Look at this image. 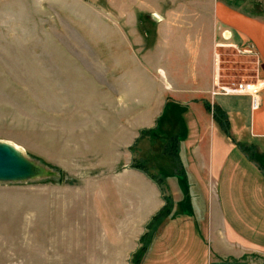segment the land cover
<instances>
[{"label":"rangeland","instance_id":"1","mask_svg":"<svg viewBox=\"0 0 264 264\" xmlns=\"http://www.w3.org/2000/svg\"><path fill=\"white\" fill-rule=\"evenodd\" d=\"M155 1L0 0V142L23 148L27 159L54 172V178L46 181L0 182V264H113L122 236L118 229L105 232L104 220L95 212L94 195L100 182L123 171L137 172L145 166L146 175L156 183L159 179L164 190L169 184L180 186L178 211L185 214L190 176L182 169L181 157L165 156L169 122L162 128L167 116L161 122L167 136L158 135L153 141L142 132L154 129L145 128L129 151L109 147L121 119L128 120L130 130L140 126L132 92H124L119 77L106 73V37L112 33L118 48L121 40L116 31L128 32L125 44L128 40L133 50H140L138 30L145 41L139 53L144 62L140 60L152 66L157 62L152 51L165 31L148 24ZM174 52L167 44L160 55L166 68L180 72L185 57L172 60ZM233 59L242 66L238 74L252 82L256 73L251 63ZM258 71L263 76V69ZM152 76H145L146 85L154 84ZM148 110L145 107V116ZM248 159L256 163V181L264 184L263 159L250 155ZM149 225L127 264H137L139 253L150 243Z\"/></svg>","mask_w":264,"mask_h":264},{"label":"crops","instance_id":"2","mask_svg":"<svg viewBox=\"0 0 264 264\" xmlns=\"http://www.w3.org/2000/svg\"><path fill=\"white\" fill-rule=\"evenodd\" d=\"M151 17L150 26L165 29L162 37L158 31L162 39L152 51L157 59L152 66L146 67L139 54L145 41L138 30L140 50H133L128 40L125 44L128 32L116 31L121 40L118 48L112 33L106 37V73L119 77L124 92H132L140 126L130 130L128 120L121 119L118 124L122 126L117 127L109 147L129 151L145 128L157 129L158 134L169 108L163 129L169 122L166 131L180 136L185 154L184 158L180 155L181 164L189 173L190 190L182 214L178 185L169 184L162 191L163 185L142 171H123L119 177L100 182L94 195L95 212L104 220L107 234L118 229L116 233L122 236L113 264L129 262L149 223L166 207V197L172 212L153 233L139 264H262L264 184L256 181V163L248 155L264 162V73L261 76L258 71H264V0H184L181 4L156 0ZM166 43L175 51L172 60L185 57L180 72L164 66L160 50ZM225 56L230 59L224 60ZM231 56L251 63L257 75L254 82L238 74L242 66ZM149 75H153L152 85L145 82ZM131 77L133 83L125 84ZM231 84L255 87L259 109H252L251 93L212 96L216 86ZM214 109L222 113L226 128L216 121Z\"/></svg>","mask_w":264,"mask_h":264},{"label":"water","instance_id":"3","mask_svg":"<svg viewBox=\"0 0 264 264\" xmlns=\"http://www.w3.org/2000/svg\"><path fill=\"white\" fill-rule=\"evenodd\" d=\"M20 160L22 164L18 168L14 163L13 153L8 148L0 146V175L4 176L0 177V182L21 183L54 178V172L27 159L26 153L21 155Z\"/></svg>","mask_w":264,"mask_h":264},{"label":"trees","instance_id":"4","mask_svg":"<svg viewBox=\"0 0 264 264\" xmlns=\"http://www.w3.org/2000/svg\"><path fill=\"white\" fill-rule=\"evenodd\" d=\"M167 115H169V108L167 109V111H166V114L164 115V117L165 116H167ZM214 116H215V119H216V121L220 124V125H222L224 128H226V125H227V123H226V121H225V119L223 118V115H222V113L218 110V109H215V113H214ZM160 122H162V121H160ZM163 123H160V125H158V127L160 126V128H161V125H162ZM163 129V128H162ZM162 129H160V132L161 133H158V134H156L155 135V131L157 130V129H155V130H151V131H147V132H142V135H145V134H148L149 135V137H150V139H152L153 141H155V138H157L158 137V135L160 136H167L166 134H164L161 130ZM168 136H170V137H166V138H169L170 140H169V142L165 145L166 147L165 148H167V150L165 149V156H167V157H171V158H177V157H179L180 158V149H179V145H180V142H181V140H180V136L178 135V134H168ZM160 139V138H159ZM141 171H143V172H145L146 174L148 173L149 174V172L147 171V169L145 168V166H142V167H138ZM152 178H154V179H157L156 177H154V176H152ZM158 181V183H159V179L157 180ZM160 185H163L162 183H159ZM163 187V186H162ZM164 189L162 188V191H163ZM166 200H167V205H166V207L164 208V210L158 215V216H156L152 221H151V223H150V230H151V233H150V235H152L153 236V233L163 224V222L164 221H166L167 220V218L170 216V214H171V212H172V207H171V201H170V199L169 198H167L166 197ZM158 222V224H156ZM152 226H153V228H152ZM150 230H149V232H150ZM147 246L148 245H146L144 248H143V250L139 253L140 254V257H139V259H138V261H137V264H139L140 263V260L142 259V257H143V255H144V253H145V251H146V248H147Z\"/></svg>","mask_w":264,"mask_h":264},{"label":"built area","instance_id":"5","mask_svg":"<svg viewBox=\"0 0 264 264\" xmlns=\"http://www.w3.org/2000/svg\"><path fill=\"white\" fill-rule=\"evenodd\" d=\"M219 87V86H216ZM245 93H251L252 96V109L254 111L258 110L260 107V101H259V91L255 89V87H252L251 85H245V84H238V85H232V86H225L220 87L219 90L213 91L212 96H231V95H239V94H245Z\"/></svg>","mask_w":264,"mask_h":264},{"label":"bare ground","instance_id":"6","mask_svg":"<svg viewBox=\"0 0 264 264\" xmlns=\"http://www.w3.org/2000/svg\"><path fill=\"white\" fill-rule=\"evenodd\" d=\"M0 146L8 148L13 153L14 158H15L14 163H15L16 167L19 168L20 165L22 164V161L20 160V157H21L22 154H25L24 149L19 147V146H17V145H15L14 143L7 142V141L0 142ZM0 177H4V176L0 175Z\"/></svg>","mask_w":264,"mask_h":264}]
</instances>
